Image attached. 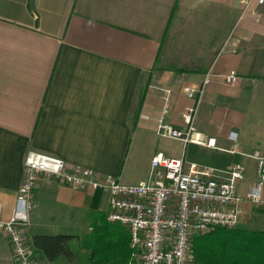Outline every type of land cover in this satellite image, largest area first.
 <instances>
[{
	"label": "crops",
	"instance_id": "crops-1",
	"mask_svg": "<svg viewBox=\"0 0 264 264\" xmlns=\"http://www.w3.org/2000/svg\"><path fill=\"white\" fill-rule=\"evenodd\" d=\"M166 32V34H165ZM187 34V35H186ZM182 36L189 53L176 58ZM235 70V84L213 76L195 126L216 146L157 134L167 110L183 128L185 91L206 73ZM146 85L137 105L141 82ZM166 89H170L167 95ZM147 116V117H145ZM234 132V137L232 136ZM30 149L68 165L111 174L125 183L147 180L154 154L163 152L210 166L221 175L245 167L239 192L258 178L264 156V4L240 0H0V204L9 216ZM26 234L37 264H113L90 259L85 237L105 216L110 238L127 226L106 220L108 194L73 190L41 178ZM245 200L241 222L264 228V205ZM260 211V213H257ZM68 233L73 257L50 260L33 245L36 234ZM130 247V243H129ZM0 264H15L0 228Z\"/></svg>",
	"mask_w": 264,
	"mask_h": 264
},
{
	"label": "built area",
	"instance_id": "built-area-1",
	"mask_svg": "<svg viewBox=\"0 0 264 264\" xmlns=\"http://www.w3.org/2000/svg\"><path fill=\"white\" fill-rule=\"evenodd\" d=\"M240 1L245 6L251 2L264 4V0ZM213 76L229 84L239 79L235 70L215 73L210 69L201 85L185 87L188 96L194 99L183 113L185 127L173 126L164 110L156 121L157 134L184 143L216 146V138L207 137L195 126L206 86ZM166 92L169 95L170 89ZM249 155L258 160V178L241 194L239 184L246 171L241 161L221 175L217 169L197 163L186 168L183 158L158 152L152 157L147 180L125 183L114 175L80 165L70 166L57 155L30 149L24 159L16 204L9 216L4 215L0 204V228L10 240L15 264H37L26 226L37 206L35 189L39 180L53 179L73 190L91 188L108 194L106 220L125 225L130 231L131 255L127 264H192L195 235L218 227L238 226L245 200L264 205V156L258 151Z\"/></svg>",
	"mask_w": 264,
	"mask_h": 264
},
{
	"label": "trees",
	"instance_id": "trees-1",
	"mask_svg": "<svg viewBox=\"0 0 264 264\" xmlns=\"http://www.w3.org/2000/svg\"><path fill=\"white\" fill-rule=\"evenodd\" d=\"M166 34V32H165ZM146 85L141 82L137 96L139 106L145 96ZM85 243L90 246V259L102 263L127 264L131 249L129 236L122 239L110 238V227L105 224V216L91 224ZM74 234H36L33 238L35 249L43 251L50 260L61 255L73 257L70 244ZM192 264H264V228L236 226L218 227L213 231L197 234L192 239Z\"/></svg>",
	"mask_w": 264,
	"mask_h": 264
},
{
	"label": "rangeland",
	"instance_id": "rangeland-1",
	"mask_svg": "<svg viewBox=\"0 0 264 264\" xmlns=\"http://www.w3.org/2000/svg\"><path fill=\"white\" fill-rule=\"evenodd\" d=\"M186 42L187 41L184 40L182 36H179V37H177L175 39L174 43L176 44V46H174L173 49L176 52L175 53L176 58H182L181 53H183V54L189 53L188 50L189 49L191 50L192 47L187 48L185 46ZM252 204L257 205V206H260L261 205L260 203H252ZM257 213H260V211H258ZM238 226H244V227H249V228H260V227H262V226H257L253 222L252 223H250V222H245V223L244 222H240V224ZM86 262H87V264L89 263L88 261H86Z\"/></svg>",
	"mask_w": 264,
	"mask_h": 264
}]
</instances>
